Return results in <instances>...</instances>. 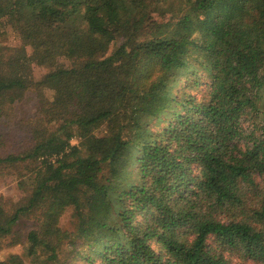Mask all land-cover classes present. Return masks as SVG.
I'll list each match as a JSON object with an SVG mask.
<instances>
[{"label": "trees", "instance_id": "16d2710c", "mask_svg": "<svg viewBox=\"0 0 264 264\" xmlns=\"http://www.w3.org/2000/svg\"><path fill=\"white\" fill-rule=\"evenodd\" d=\"M263 71L264 0H0V264H264Z\"/></svg>", "mask_w": 264, "mask_h": 264}, {"label": "rangeland", "instance_id": "374dc122", "mask_svg": "<svg viewBox=\"0 0 264 264\" xmlns=\"http://www.w3.org/2000/svg\"><path fill=\"white\" fill-rule=\"evenodd\" d=\"M43 74H44V69L35 68V76L37 80H40L41 75ZM259 97H260L259 106L264 111V86L260 91ZM21 105H22V108H21L22 110L27 109L26 103H22ZM18 115L22 116L23 111H18ZM20 196H21V191H20V188L17 186L16 180L10 177H7V176H0V205L4 206L7 210H11L14 202ZM248 264H254V263L249 262Z\"/></svg>", "mask_w": 264, "mask_h": 264}]
</instances>
